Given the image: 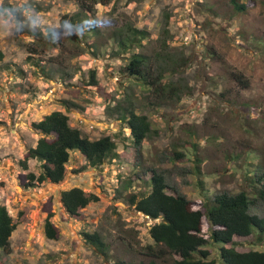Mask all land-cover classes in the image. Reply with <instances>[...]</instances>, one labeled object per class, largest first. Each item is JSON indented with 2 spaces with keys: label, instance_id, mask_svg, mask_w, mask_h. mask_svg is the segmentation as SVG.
Here are the masks:
<instances>
[{
  "label": "rangeland",
  "instance_id": "1",
  "mask_svg": "<svg viewBox=\"0 0 264 264\" xmlns=\"http://www.w3.org/2000/svg\"><path fill=\"white\" fill-rule=\"evenodd\" d=\"M236 1L245 9L236 10L231 0H89L92 11L81 10L77 0H2L0 204L16 228L12 251H0V264L147 260L153 220L128 198L150 190L152 170L195 206L204 200L199 182L208 196L246 191L253 200L250 213L264 217V200L254 194L264 173V0ZM65 14H79V20L61 25ZM128 25L145 30L147 38L117 54L111 33ZM133 52L179 62L162 78L165 86L179 88L178 99L160 101L128 74ZM91 71L96 85L90 84ZM231 72L241 73L249 86L241 88ZM62 100L73 105L67 110ZM117 105L149 119L151 132L139 146L116 113L106 114ZM54 110L66 113L69 125L90 139L112 137L118 157L91 167L71 151L60 182L26 187L24 173L41 171L37 159L28 161L27 171L19 164L39 137L30 123ZM72 187L99 197L78 218L70 217L60 201V192ZM49 211L55 239L43 231ZM203 227L207 237L205 220ZM83 232L98 233L106 254L87 243ZM203 249L222 264L215 246ZM236 249L264 251V236ZM159 262L173 264V256Z\"/></svg>",
  "mask_w": 264,
  "mask_h": 264
},
{
  "label": "trees",
  "instance_id": "2",
  "mask_svg": "<svg viewBox=\"0 0 264 264\" xmlns=\"http://www.w3.org/2000/svg\"><path fill=\"white\" fill-rule=\"evenodd\" d=\"M231 1L236 10L245 9L244 4H239L236 0ZM77 2L81 10L92 11L89 0H77ZM102 2L107 3L108 0ZM78 17L79 14L70 16L65 14L61 17V25H65L67 21L77 22ZM145 38H147L145 30L130 25L112 31L111 43L117 47L112 51L117 54L125 53L141 46ZM162 44L165 45V41ZM90 47H94V44ZM2 59L3 53L0 51V60ZM151 59L149 60L148 56L142 53L133 52L125 68L128 74L152 92L156 99L160 101L170 97L178 99L179 88L174 85L165 86L162 84V78L177 67L179 62L168 63L159 53ZM184 62H186L185 58L180 64L183 65ZM230 75L241 85V88L249 86L241 73L231 72ZM94 77L95 72L91 71V85H96ZM62 105L68 110L73 103L62 100ZM114 113L117 114L118 119L125 122L135 146H139L148 137L151 128L146 115L136 113L128 105H117L115 108L106 109V114L109 116ZM30 128L39 134V137L34 146L26 149L19 164L23 171H27L28 159H37L40 161L41 171L38 175L31 171L24 173L26 187H33L45 181L60 182L64 178L71 151L79 152L91 167H97L118 157L116 143L112 137L104 135L90 139L78 128L70 126L68 115L59 110L43 115L38 121H32ZM181 154V152L176 153L177 156ZM257 179L262 185L254 194L264 200V173ZM199 184L204 200L195 206L185 195L176 192L173 188L168 189L163 174L152 170L149 177L150 190L141 195H130L128 202L136 211L153 220L148 228V234L155 246H147L146 255L149 257L147 260L118 261L116 264H160L159 259L166 255L173 256V264H217L215 258L209 257V250L203 249L208 243L215 246L222 264H264V251L236 249V245L250 238L262 241L264 236V217L250 213L253 200L248 193L241 190L236 193L220 192L208 196L202 188V183ZM98 199L95 193L85 192L79 187L60 192L61 204L72 218H78L83 208ZM24 212L25 210L19 213L21 221H24ZM51 216L52 213L49 211L44 219L43 231L46 238L55 239L58 232L50 220ZM204 220L208 226L207 237L204 235ZM15 228L16 222L9 215L5 205L0 204V251L5 255L12 251L10 237ZM82 235L87 243L106 254V244L98 233L83 232Z\"/></svg>",
  "mask_w": 264,
  "mask_h": 264
},
{
  "label": "crops",
  "instance_id": "3",
  "mask_svg": "<svg viewBox=\"0 0 264 264\" xmlns=\"http://www.w3.org/2000/svg\"><path fill=\"white\" fill-rule=\"evenodd\" d=\"M23 155H24V154H23ZM23 155H22V156H23ZM29 160H30V159H28V161H29ZM28 161H27V164H28V167H29V163H28Z\"/></svg>",
  "mask_w": 264,
  "mask_h": 264
},
{
  "label": "clouds",
  "instance_id": "4",
  "mask_svg": "<svg viewBox=\"0 0 264 264\" xmlns=\"http://www.w3.org/2000/svg\"><path fill=\"white\" fill-rule=\"evenodd\" d=\"M0 3H2V0H0Z\"/></svg>",
  "mask_w": 264,
  "mask_h": 264
},
{
  "label": "water",
  "instance_id": "5",
  "mask_svg": "<svg viewBox=\"0 0 264 264\" xmlns=\"http://www.w3.org/2000/svg\"><path fill=\"white\" fill-rule=\"evenodd\" d=\"M141 214H143V213H141ZM144 215V214H143ZM144 216H146V215H144ZM147 217V216H146Z\"/></svg>",
  "mask_w": 264,
  "mask_h": 264
}]
</instances>
